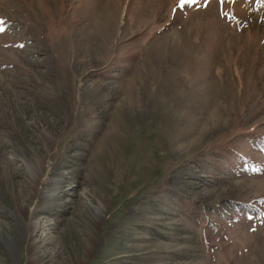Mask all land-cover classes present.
Instances as JSON below:
<instances>
[{
    "label": "rangeland",
    "instance_id": "rangeland-1",
    "mask_svg": "<svg viewBox=\"0 0 264 264\" xmlns=\"http://www.w3.org/2000/svg\"><path fill=\"white\" fill-rule=\"evenodd\" d=\"M0 21V264H264V0Z\"/></svg>",
    "mask_w": 264,
    "mask_h": 264
},
{
    "label": "snow or ice",
    "instance_id": "snow-or-ice-1",
    "mask_svg": "<svg viewBox=\"0 0 264 264\" xmlns=\"http://www.w3.org/2000/svg\"><path fill=\"white\" fill-rule=\"evenodd\" d=\"M0 23H2V21H0ZM0 31H3V29H2V28H0Z\"/></svg>",
    "mask_w": 264,
    "mask_h": 264
}]
</instances>
